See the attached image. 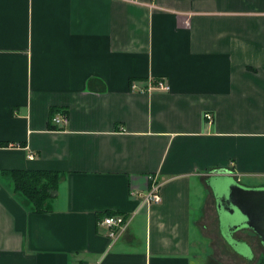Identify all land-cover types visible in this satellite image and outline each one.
<instances>
[{
	"label": "crops",
	"instance_id": "0c3cea01",
	"mask_svg": "<svg viewBox=\"0 0 264 264\" xmlns=\"http://www.w3.org/2000/svg\"><path fill=\"white\" fill-rule=\"evenodd\" d=\"M10 169L61 172L47 211ZM215 177L264 187V0H0V264H201Z\"/></svg>",
	"mask_w": 264,
	"mask_h": 264
},
{
	"label": "rangeland",
	"instance_id": "374dc122",
	"mask_svg": "<svg viewBox=\"0 0 264 264\" xmlns=\"http://www.w3.org/2000/svg\"><path fill=\"white\" fill-rule=\"evenodd\" d=\"M225 209V208H224ZM219 209L218 213L228 220L216 228L214 222L213 228H198L195 222L192 230L193 250L200 253L199 262L201 264H259L264 260V246L261 238L251 236L248 231H236L233 229L234 216L229 210ZM221 210V212H220ZM195 220L199 213H194ZM227 218H226V217ZM232 232H234L232 234ZM254 233V232H253ZM225 235H232L237 240H241L238 246L233 247L230 244V238ZM227 238V239H226ZM249 239L246 240V239Z\"/></svg>",
	"mask_w": 264,
	"mask_h": 264
},
{
	"label": "water",
	"instance_id": "95a60500",
	"mask_svg": "<svg viewBox=\"0 0 264 264\" xmlns=\"http://www.w3.org/2000/svg\"><path fill=\"white\" fill-rule=\"evenodd\" d=\"M210 182L217 194L218 209H224V204L232 205L231 211L237 212L238 216L237 226L253 230L261 238L264 246V187L247 186L232 177H215ZM219 215L221 225L225 218L221 213ZM225 237L230 238L233 247L238 246L241 241L234 239L232 235Z\"/></svg>",
	"mask_w": 264,
	"mask_h": 264
},
{
	"label": "trees",
	"instance_id": "16d2710c",
	"mask_svg": "<svg viewBox=\"0 0 264 264\" xmlns=\"http://www.w3.org/2000/svg\"><path fill=\"white\" fill-rule=\"evenodd\" d=\"M55 111L58 110L51 109V112ZM4 173L11 176L16 190L30 200L36 212L48 210V202L57 195L61 181V172L49 169H10ZM113 214L117 213H106ZM259 264H264V260Z\"/></svg>",
	"mask_w": 264,
	"mask_h": 264
},
{
	"label": "built area",
	"instance_id": "2783aa9c",
	"mask_svg": "<svg viewBox=\"0 0 264 264\" xmlns=\"http://www.w3.org/2000/svg\"><path fill=\"white\" fill-rule=\"evenodd\" d=\"M133 90H141V91H150V90H170L171 86L170 84L163 78H159L156 80H150L144 85H139L136 81L132 83L131 85ZM206 118L210 121L212 120L213 116L210 113H207ZM53 123L57 127H64L68 123V117L67 115H56L53 117ZM35 154L31 153L29 155L30 159H33ZM138 198H140L143 202L150 204L155 203L158 204L162 202V194H161V184L159 182H153L152 186L147 192H141V191H135L133 193ZM102 223L109 227L110 229V236L115 237L120 232H122L127 225V217L121 214H113V215H106L103 219Z\"/></svg>",
	"mask_w": 264,
	"mask_h": 264
},
{
	"label": "flooded vegetation",
	"instance_id": "af4514ba",
	"mask_svg": "<svg viewBox=\"0 0 264 264\" xmlns=\"http://www.w3.org/2000/svg\"><path fill=\"white\" fill-rule=\"evenodd\" d=\"M234 179V178H233ZM235 180V179H234ZM237 181V180H236ZM224 207H225V209L226 210H229L231 213H232V216H234V219H235V221L233 222L234 224H233V229H236V231L235 232H238V231H248L247 233L248 234H252L254 231L253 230H251V229H248V228H246V229H242L240 226H237L238 225V222H237V220L236 219H238V216H237V212L236 213H233L231 210L233 209V206L232 205H229V204H224ZM222 216V215H221ZM223 217V216H222ZM226 217V216H225ZM237 217V218H236ZM227 218V217H226ZM224 222H228V220L227 219H225L224 220ZM234 232H232V234H233ZM255 233V232H254ZM253 233V234H254Z\"/></svg>",
	"mask_w": 264,
	"mask_h": 264
}]
</instances>
